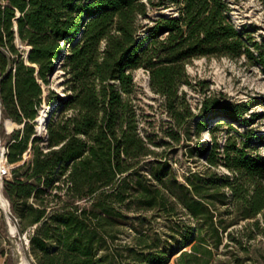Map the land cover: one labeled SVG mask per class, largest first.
<instances>
[{"label":"trees","instance_id":"16d2710c","mask_svg":"<svg viewBox=\"0 0 264 264\" xmlns=\"http://www.w3.org/2000/svg\"><path fill=\"white\" fill-rule=\"evenodd\" d=\"M16 34L30 46L27 61ZM201 57L243 58L264 71V45L234 26L225 0L0 3L2 118L22 125L6 141L7 160L31 154L11 169L3 193L19 232L30 229L34 264H211L220 247L240 243L234 225L243 222L239 232L250 240L264 232V155L255 142L264 136L248 129L257 114L247 117L248 104L222 96L205 97L197 114L189 109L179 89L190 85L186 64ZM58 67L66 95L48 88L44 96ZM138 69L173 121L165 136L196 135L184 146L203 169L179 177L158 150L168 143L141 132ZM43 102L59 108L45 121V137L34 136ZM204 130L207 141L199 138Z\"/></svg>","mask_w":264,"mask_h":264},{"label":"rangeland","instance_id":"374dc122","mask_svg":"<svg viewBox=\"0 0 264 264\" xmlns=\"http://www.w3.org/2000/svg\"><path fill=\"white\" fill-rule=\"evenodd\" d=\"M5 0H0L3 3ZM230 7V16L234 26L242 32L250 33L252 37L260 44L264 45V7L258 0H225ZM19 48L22 54L25 53V45ZM186 72L190 78V85H181L179 94L184 97L185 104L189 109L197 114L199 112L203 99L207 96H222L233 102L248 104L250 114H257V118L249 125L248 129L256 136H264V71L261 67L252 66L245 62L243 58L230 59L227 57H201L191 60L185 66ZM63 71L56 69V74L50 78L49 84L43 86V95L48 92V88L59 96H65L63 83ZM135 84V94L133 102L136 104L139 113V127L141 132L156 131L158 142L165 141L168 144L158 147L159 151H165V156L170 161L172 168L175 169L180 177L188 169H203L206 165L200 157H190L185 144L194 145L197 141L196 135L191 134L190 140H184L181 135L180 142L172 140L165 136V132L172 128L175 129L173 121L168 116L163 105V98L154 93L149 87L148 73L143 69L135 70L133 73ZM58 103L53 102L51 106L41 105L39 112L43 110L49 116L50 111L58 109ZM38 112V115H39ZM7 118L0 119V138L10 140V134L15 129H21L22 125L8 131L4 122ZM212 123L216 119L211 120ZM36 123L34 125V135H36ZM187 127V125H185ZM238 131L243 133L245 127L233 124ZM192 131V130H191ZM45 132L42 137H45ZM217 139L220 143L224 141L225 127L216 130ZM210 135L204 130L200 135V140L207 141ZM198 138V139H199ZM255 142L256 149L264 155V140ZM19 162L11 164L12 168L28 161L31 154L24 156ZM224 171L223 168H217ZM4 195V194H3ZM5 197V196H4ZM9 223L15 225L13 219H9L0 208V264H22L24 259L28 264H34L33 258L29 253L28 233H20L17 225L16 232L11 233ZM243 222L234 225L233 236L238 242H228L227 247H220L214 252L211 264H264V232L254 230L253 238L247 239L242 232H239ZM153 228L161 237L163 223L157 220L153 223ZM123 241L128 237L124 235Z\"/></svg>","mask_w":264,"mask_h":264},{"label":"bare ground","instance_id":"6f19581e","mask_svg":"<svg viewBox=\"0 0 264 264\" xmlns=\"http://www.w3.org/2000/svg\"><path fill=\"white\" fill-rule=\"evenodd\" d=\"M55 74H56V70H55L54 72H52V73L50 74L49 77L52 78ZM44 118H45L44 111L41 110V111L39 112V115H38L37 118H36V127H35V129H36V135H37V136H41V135L44 133V131H45V129H44V123H45ZM4 126H5V128H6L8 131H12L15 127H17V126H19V125H18L17 123L13 122V121L10 120V119H5ZM29 150H30V149L28 148V149L25 151V154H24L25 157H27V155L29 154V152H30ZM0 207H1L4 211L7 210V200H6V198L3 196L2 193H0ZM9 229H10V232H11V233H15V232H16V226L13 225V224H11V223H9ZM21 263H22V264H28V262H26L24 259H22V262H21Z\"/></svg>","mask_w":264,"mask_h":264},{"label":"built area","instance_id":"2783aa9c","mask_svg":"<svg viewBox=\"0 0 264 264\" xmlns=\"http://www.w3.org/2000/svg\"><path fill=\"white\" fill-rule=\"evenodd\" d=\"M47 115V112H46ZM0 119H2V110H1V106H0ZM45 132V131H44ZM7 153H8V146L6 143V140H3L0 138V193H3V185H4V181L6 179H9L11 176V169H12V165L8 162L7 160ZM29 155V154H28ZM4 196V195H3ZM7 200V199H6ZM8 201V200H7ZM9 202H7V210L4 211L1 207V209L3 210V213L8 217V214L11 213L10 211V205L8 204ZM12 215V214H11ZM9 218V217H8ZM15 225H16V219H13Z\"/></svg>","mask_w":264,"mask_h":264},{"label":"water","instance_id":"95a60500","mask_svg":"<svg viewBox=\"0 0 264 264\" xmlns=\"http://www.w3.org/2000/svg\"><path fill=\"white\" fill-rule=\"evenodd\" d=\"M15 29H16V27H15ZM15 43H16V47H18V48H22V49H23L22 44L20 43V40H19L17 34H16ZM24 49H25L24 58H25V60L27 61V57H28V53H29V50H30V46H25ZM44 114H45L44 121H46V119H47L48 116L46 115V112H44ZM44 129H45V123H44ZM34 136H35V135H34ZM32 138H33V136L31 137V140H32ZM31 140H30L29 147L31 146ZM7 202H8V201H7ZM8 204H9V203H8ZM8 217H9V219H14V217L11 215V213L8 214ZM16 228H17V227H16Z\"/></svg>","mask_w":264,"mask_h":264}]
</instances>
